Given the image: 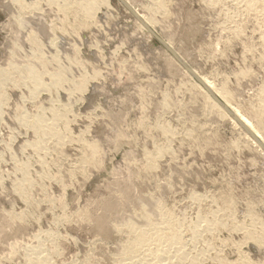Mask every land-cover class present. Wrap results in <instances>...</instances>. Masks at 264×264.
<instances>
[{"label":"rangeland","instance_id":"rangeland-1","mask_svg":"<svg viewBox=\"0 0 264 264\" xmlns=\"http://www.w3.org/2000/svg\"><path fill=\"white\" fill-rule=\"evenodd\" d=\"M128 1L138 17L153 21L150 30L175 57L233 106L245 114L251 106L264 109V13L249 14L245 3L238 8L230 1ZM159 3L163 12L150 14ZM8 5L0 0V66L15 49L18 9ZM38 5L47 31L66 41L68 77L86 83L72 94L10 81L3 90L0 264H29L27 250L38 244L47 264H115L132 240L125 226L144 227L138 209L149 198L154 213L159 207L183 225L182 264H264V237L246 236L264 235V155L245 130L211 112L190 74L117 0L102 5L93 20L79 9L74 17L62 14L47 0ZM53 112L60 117L59 142L31 127L53 120ZM38 138L42 150L34 147ZM157 152L148 168L145 158ZM194 227L201 230L197 241Z\"/></svg>","mask_w":264,"mask_h":264},{"label":"bare ground","instance_id":"bare-ground-1","mask_svg":"<svg viewBox=\"0 0 264 264\" xmlns=\"http://www.w3.org/2000/svg\"><path fill=\"white\" fill-rule=\"evenodd\" d=\"M39 1L41 0H8V7L12 5V7L18 9L17 15L14 19L16 28L13 37V45L16 50L14 49V51H12L11 60H7L2 66H0V118L3 114L2 106L5 104L6 100V96L3 90L8 84V81L14 83V87L16 84L22 85L24 88H27V83L28 85L30 84V90L43 91V89L45 88L48 89V87H54L56 89L62 88L68 90V93L71 94L74 92L82 91L85 87L86 79H84V77H82L80 81L78 80L79 82H76V80H70V75L68 74V72H71L69 65H71L72 61L69 55L65 53L66 51H63V48L66 46V41L62 36L54 33V29L50 28V30L47 31L45 25L47 22L43 16L44 13H39ZM158 1L159 0H157L156 2L158 3ZM225 1L234 2L236 4L235 7H238L239 4L245 3L244 11L250 12L249 14H251L252 12H254L255 15H260L264 13V0H251V2L249 3L247 0H214V2L211 0V3L216 6V4H221ZM108 2L109 0H79L78 2H76V0H47V5L48 7L56 8L57 11L62 12V14L71 12V15H73V17L75 15L76 10L79 9L84 19L86 18L89 20H93L94 16L96 15V10H99L102 5H107ZM123 2L129 8V10L132 11L131 8L133 7L129 3V1L123 0ZM225 4L227 3H224V5ZM255 7H258L260 9L256 10L255 12L253 11ZM28 11L32 13L29 15ZM162 12V5L160 3L152 5V7L149 8V13L152 15H158V13ZM139 19L142 23H140L138 20L136 21L141 24H139L140 29H146L145 31H151L150 28H153V21L144 16L139 17ZM64 33L65 32H63V35ZM164 44L166 47H171L170 44L167 42ZM15 52H17L18 57H16ZM46 56H49L48 60L46 59ZM62 57L65 60H63ZM169 58L181 68L183 67L180 63L175 61L172 56H170ZM63 61L66 62V64H62ZM48 64L49 66H53L50 72L46 69V67H48ZM189 69L192 68L189 67ZM182 70L188 75L185 69ZM193 73L196 74L195 76H197V78L200 79L203 83H200V80V82L197 81V83L192 77V75H188L190 83H193L196 88L203 92L206 101L208 102V106L211 107V112L220 118H227L231 121H234L233 124L235 126L242 125L243 128H245L250 134L249 135L248 133H245L246 131H243L245 137L251 142L253 147H255L258 151H260L262 155H264V116L257 117V119L253 118L252 120L249 117H246L238 108L231 104L229 99L224 94H222L221 91L217 89V87H215V84L212 81H210L204 76H201L195 70ZM44 77H48V84L44 85L42 81ZM63 83H66L67 85ZM262 102L264 107V100H262ZM54 112L53 120L46 122L43 119H38L35 123L32 124L31 127L37 135L42 137V139H54L56 142H59L61 140V135L58 132L59 130H56L57 124H55V122L59 121L60 117L58 118V116L55 115ZM230 114L233 116L234 119ZM22 120L26 122L27 118H24ZM160 131L162 132V134L171 133L170 130L164 127H160ZM39 141L40 138H38V142L34 144V147L36 149L42 150L45 147V142ZM87 148L90 152L96 151L95 146H87ZM159 152H163V150L159 149ZM159 152L154 153L153 155H147L145 159L147 160L146 162L148 163V168H153V159L156 158ZM129 195L130 194H128L127 196ZM195 198L196 197H194V199ZM199 199L200 198L197 197L195 200L198 201ZM153 202L155 201H152V199L149 198L146 203H143L139 206L140 209H138V211L140 210L141 212V214L139 212V218L145 223L144 227H137L133 225L125 226V230L127 231V233L125 230H123V233L132 236V240L129 237L131 241H129L126 245L122 246L124 252L122 253V256H118V259H116L115 264L183 263V260L185 259L184 243L182 240L181 229L183 225H179V223H177L175 220L173 221L172 217H170L169 215V212L166 210H162L159 207L156 209L157 212L154 213L151 210ZM211 215L212 217H214L216 213L213 212L211 213ZM136 216L138 215L136 214ZM99 220L100 219L98 216V221ZM196 226H199L198 222ZM217 226H224V224L219 221ZM115 228L117 229V227ZM205 230L208 232L212 230V228H210V224L207 225ZM191 232L193 233L192 239H194V241H197V239L201 235V230L198 227H194V230H191ZM247 234L248 235L246 236L248 237V239L250 238L254 240H259V242H262L261 237H264V235H262L259 239H256L254 238V236L251 235V233L248 232ZM210 248H212V245L207 243L205 245V249L208 250ZM30 250L31 253H29L28 255L30 258H27L29 264H47V259L43 257V255H41L42 253H44V249H42L41 252L39 244L34 247H30V249H28L27 251Z\"/></svg>","mask_w":264,"mask_h":264},{"label":"water","instance_id":"water-1","mask_svg":"<svg viewBox=\"0 0 264 264\" xmlns=\"http://www.w3.org/2000/svg\"><path fill=\"white\" fill-rule=\"evenodd\" d=\"M123 7H125L126 9H128L129 10V8L124 4V2H123V0H117ZM131 13H132V15L135 17V19H137L140 23H142L141 22V20L139 19V17L133 12V11H131V10H129ZM144 25V24H143ZM145 27V26H144ZM149 31V30H148ZM150 32V35L152 36V37H154V39L156 40V42L157 43H159L162 47H164L183 67H184V69L186 70V72L188 73V74H190V75H192V77L196 80V81H198V82H200L199 81V79L197 78V76H195V74L187 67V66H185V64L184 63H182L177 57H175V55L173 54V52H171V50H169L166 46H165V44L153 33V32H151V31H149ZM201 83V82H200ZM215 99V98H214ZM217 101V100H216ZM219 103V102H218ZM231 115V114H230ZM232 116V115H231ZM232 118H233V116H232ZM234 119V118H233ZM242 128H243V126L242 125H240ZM245 131H246V133H248L249 134V132L245 129V128H243ZM250 135V134H249Z\"/></svg>","mask_w":264,"mask_h":264},{"label":"crops","instance_id":"crops-1","mask_svg":"<svg viewBox=\"0 0 264 264\" xmlns=\"http://www.w3.org/2000/svg\"><path fill=\"white\" fill-rule=\"evenodd\" d=\"M259 103H261V99H259ZM258 103V104H259ZM258 106V105H257ZM257 106H251L250 108V112H252L251 113V115H249V113L248 112H246V113H248V114H245V113H242L243 115H245L246 117H249L251 120L253 119V118H256L257 119V117H261V116H264V109L263 108H259V107H257ZM264 124V123H263Z\"/></svg>","mask_w":264,"mask_h":264}]
</instances>
